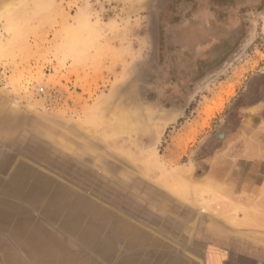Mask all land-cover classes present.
<instances>
[{"label":"rangeland","instance_id":"rangeland-1","mask_svg":"<svg viewBox=\"0 0 264 264\" xmlns=\"http://www.w3.org/2000/svg\"><path fill=\"white\" fill-rule=\"evenodd\" d=\"M263 97L264 0H0V264H201L154 211Z\"/></svg>","mask_w":264,"mask_h":264},{"label":"crops","instance_id":"crops-1","mask_svg":"<svg viewBox=\"0 0 264 264\" xmlns=\"http://www.w3.org/2000/svg\"><path fill=\"white\" fill-rule=\"evenodd\" d=\"M239 112L243 115L235 127L225 130L219 146L183 164L189 171V192H169L176 198L170 207L161 202L151 209L145 204V212L155 209L163 219L160 228L173 223L175 234L184 229L192 241L201 243V264H264V97ZM158 170L146 175L154 179L161 174ZM187 213L189 221L183 222ZM154 226L145 222V236L157 234L159 242L166 236ZM169 239L175 240L164 238ZM149 249L145 246V257Z\"/></svg>","mask_w":264,"mask_h":264},{"label":"flooded vegetation","instance_id":"flooded-vegetation-1","mask_svg":"<svg viewBox=\"0 0 264 264\" xmlns=\"http://www.w3.org/2000/svg\"><path fill=\"white\" fill-rule=\"evenodd\" d=\"M259 100V99H258ZM257 101V100H256ZM255 102V101H254ZM248 104H251V102L250 103H247L246 105H248ZM179 108V106L178 105H176V104H174V106H169L167 109L168 110H177Z\"/></svg>","mask_w":264,"mask_h":264}]
</instances>
